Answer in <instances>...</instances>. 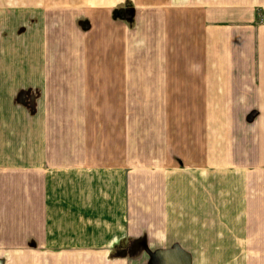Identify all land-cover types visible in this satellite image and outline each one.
<instances>
[{"label": "crops", "instance_id": "obj_1", "mask_svg": "<svg viewBox=\"0 0 264 264\" xmlns=\"http://www.w3.org/2000/svg\"><path fill=\"white\" fill-rule=\"evenodd\" d=\"M263 8L0 0V264H264Z\"/></svg>", "mask_w": 264, "mask_h": 264}, {"label": "water", "instance_id": "obj_2", "mask_svg": "<svg viewBox=\"0 0 264 264\" xmlns=\"http://www.w3.org/2000/svg\"><path fill=\"white\" fill-rule=\"evenodd\" d=\"M150 255L153 264H190L188 253L176 246L151 252Z\"/></svg>", "mask_w": 264, "mask_h": 264}, {"label": "rangeland", "instance_id": "obj_3", "mask_svg": "<svg viewBox=\"0 0 264 264\" xmlns=\"http://www.w3.org/2000/svg\"><path fill=\"white\" fill-rule=\"evenodd\" d=\"M60 3H62V4H60ZM60 5H65V2L64 1H59L58 2V6H60ZM147 115V113H145V112H137L136 113V116H137V119H136V121L138 122V124L141 126V130H142V132H145L146 130H148L147 128H148V126L150 125V122H149V120L152 118L151 117V114H150V118H149V116H146ZM155 115V113H153V116ZM134 122V121H133Z\"/></svg>", "mask_w": 264, "mask_h": 264}, {"label": "built area", "instance_id": "obj_4", "mask_svg": "<svg viewBox=\"0 0 264 264\" xmlns=\"http://www.w3.org/2000/svg\"><path fill=\"white\" fill-rule=\"evenodd\" d=\"M262 17L264 18V8L262 9Z\"/></svg>", "mask_w": 264, "mask_h": 264}]
</instances>
